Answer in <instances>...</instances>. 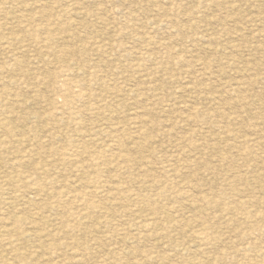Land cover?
<instances>
[{
	"label": "rangeland",
	"instance_id": "obj_1",
	"mask_svg": "<svg viewBox=\"0 0 264 264\" xmlns=\"http://www.w3.org/2000/svg\"><path fill=\"white\" fill-rule=\"evenodd\" d=\"M0 264H264V0H0Z\"/></svg>",
	"mask_w": 264,
	"mask_h": 264
},
{
	"label": "bare ground",
	"instance_id": "obj_2",
	"mask_svg": "<svg viewBox=\"0 0 264 264\" xmlns=\"http://www.w3.org/2000/svg\"><path fill=\"white\" fill-rule=\"evenodd\" d=\"M52 31V30H51ZM243 74H245V73H243ZM185 86V85H184ZM72 87V86H71ZM73 88V87H72ZM65 97V96H64ZM75 97V96H74ZM232 97V96H231ZM82 103V102H81ZM71 105H72V103H71ZM194 107V106H193ZM232 109V108H231ZM221 110V109H220ZM190 111V110H189ZM193 111V110H192ZM251 129V128H250ZM181 162V161H180ZM257 164V163H256ZM10 193V192H9ZM195 194V193H194ZM111 197V196H110ZM110 200V199H109ZM38 201V200H37ZM62 201V200H61ZM67 201V200H66ZM84 201V200H83ZM210 201V200H209ZM27 202V201H26ZM63 202V201H62ZM65 202V201H64ZM197 202V201H196ZM55 203V202H54ZM108 203V202H107ZM106 207V206H105ZM34 211V210H33ZM32 211V212H33ZM35 212H36V210H35ZM34 212V213H35ZM38 222V221H37ZM159 226V225H158ZM39 227V226H38ZM255 228H257V227H255ZM45 235V234H44ZM46 236V235H45ZM251 252V251H250ZM33 256V255H32Z\"/></svg>",
	"mask_w": 264,
	"mask_h": 264
}]
</instances>
